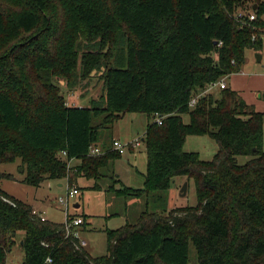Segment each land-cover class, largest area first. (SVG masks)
<instances>
[{"label":"trees","instance_id":"obj_1","mask_svg":"<svg viewBox=\"0 0 264 264\" xmlns=\"http://www.w3.org/2000/svg\"><path fill=\"white\" fill-rule=\"evenodd\" d=\"M249 49H264V0H0V163L20 159L25 184L67 180L79 191L80 179L100 181L125 155L109 151L112 139L92 156L100 132L144 114L153 122L143 188L117 195L154 198L182 178L198 200L108 230L107 254L94 258L63 224L0 189V264L18 234L22 264H264V113L229 87L189 108L208 85L239 74ZM93 73L104 105H68L54 80L74 87ZM190 136L211 138L218 153L204 161L185 152ZM242 156L251 160L240 165Z\"/></svg>","mask_w":264,"mask_h":264},{"label":"rangeland","instance_id":"obj_2","mask_svg":"<svg viewBox=\"0 0 264 264\" xmlns=\"http://www.w3.org/2000/svg\"><path fill=\"white\" fill-rule=\"evenodd\" d=\"M262 57L260 63L257 62V55ZM238 76L227 79V85L238 89H245V80L256 78V87H264V49L256 52L249 49L246 52V63ZM54 84L59 87L62 95L66 98L68 105L90 106L91 102L96 101L103 106L102 97L104 96V83L100 78V73H93L86 80L81 78L76 81V86L68 87L65 80L55 79ZM250 86L245 91L252 92ZM257 90H253L251 98L258 102L256 111L264 113V97L258 98ZM263 89H260V91ZM264 96V90L261 91ZM216 99L219 98V91L213 94ZM184 123L189 124V116L184 115ZM100 121V120H99ZM97 121L95 124H97ZM153 122V118L144 114H126L115 126L113 130H102L100 132L101 147L105 141H112L119 138L120 142L125 144L129 141L141 139L147 129L148 124ZM264 150V141H263ZM184 151L188 153H198L204 161H211L218 153L217 143L207 136H190L184 145ZM251 160L250 157H238V163L245 165ZM77 163L71 164V169L78 166ZM147 170V154L144 144L134 153L127 152L121 160L112 164L103 171L105 177L97 182L79 180V194L71 200L69 213L85 217L87 227L85 239L88 246L86 251L94 258L102 257L107 254V231L116 230L122 226L137 224L141 214L147 209L150 212L164 213L175 208L195 207L198 204L196 190L193 182H188V191L186 196L181 195V189L184 184L182 178L174 180L172 189L165 193H160L154 198L151 197H125L117 195L119 190L124 188L142 189L144 184V175ZM0 189L19 200L40 209L47 220L51 223L62 224L66 220V206L59 202L61 197H66L67 190L70 188L68 182L64 188L56 185V181L50 180L37 188L24 183L25 169L22 168L20 159L11 163H0ZM99 189L95 190V185ZM80 204L76 209L74 205ZM33 211V212H34ZM39 212V210H38ZM40 213V212H39ZM24 234H18L15 237L13 245L6 246L7 260L6 264H22L25 259V253L19 244ZM190 261L196 263V252L193 246H190Z\"/></svg>","mask_w":264,"mask_h":264},{"label":"built area","instance_id":"obj_3","mask_svg":"<svg viewBox=\"0 0 264 264\" xmlns=\"http://www.w3.org/2000/svg\"><path fill=\"white\" fill-rule=\"evenodd\" d=\"M239 17H242V15H240ZM249 19H250V21L253 22L256 20V16L252 13L251 15H249ZM256 39H257L256 35H254L253 41H255ZM227 79H228V77H225L216 83H212V84L208 85L206 87V89L201 94H199L197 97L193 98L189 102V108L194 109L198 105L200 99L203 96L208 95V94H213L216 91H221V90L227 89L228 88V85L226 82ZM155 121L159 125H162V117H159V115L156 116ZM143 144H144V136L141 139H136L134 141H131V142H128L125 144L121 143L120 141H114L113 148L110 149L109 151H116V152H119L120 154H126L130 148L138 149ZM106 152H107L106 150H102L99 147H92L90 149V154L92 156H101V155L106 154ZM64 155H65V153H64ZM72 162L73 161L69 162V169H71ZM78 194H79V191L76 188H69L67 190L66 197H61L59 199V202L62 205L66 206V208H67L66 220L63 223L64 230L66 233V237L74 240L75 246L77 249H82V248L85 249L88 246L87 241L84 238L85 220L82 217L70 218V216H69V214H70L69 213L70 202ZM33 213H34V215H37L39 218H41L42 221H46V218L41 213H39L38 211H34ZM51 262H52V259L49 258L46 263L49 264Z\"/></svg>","mask_w":264,"mask_h":264},{"label":"crops","instance_id":"obj_4","mask_svg":"<svg viewBox=\"0 0 264 264\" xmlns=\"http://www.w3.org/2000/svg\"><path fill=\"white\" fill-rule=\"evenodd\" d=\"M245 65V64H244ZM236 76H238L237 74L236 75H232V76H229L228 77V79L230 78V79H232V81H233V79H234V77H236ZM244 80H245V85H246V88L245 89H247V87L248 86H250V88L252 87V89H251V91L252 92H250V90H249V92H247V91H245V89H237L236 88V86L234 85V87H229V88H231L233 91H236V92H238L241 96H242V98L247 102V104L248 105H250V106H253L256 110H257V108H258V102H254L255 100H253L252 98H251V94H253V90H256V89H259V90H257V92L255 93V95L257 94V96H258V98H260V99H263V93L261 92V91H263L264 90V87H262V88H259V87H256V85H255V79L256 78H251V79H247V77H244L243 78ZM260 89H263V90H261L260 91ZM259 111V110H258ZM146 132V131H145ZM114 141H120V139L119 138H114ZM132 141H134V140H132ZM130 142V141H129ZM99 148H101V147H99ZM102 149V148H101ZM136 150H138V149H133V151H131V153H134ZM119 161V160H118ZM117 161V162H118ZM78 161H73L72 163H77ZM79 163V162H78ZM116 163V162H115ZM79 165V164H78ZM184 182H186L185 181V179H182ZM92 181V180H91ZM57 183H56V185L58 186V187H60V188H64L65 187V183L67 182V180H63V181H56ZM79 184V183H78ZM96 186V185H95ZM143 188V187H142ZM75 205H79L80 206V204H78V203H76ZM74 205V206H75ZM80 208V207H79ZM34 209L36 210V211H38L39 210V212L44 216V214L40 211V209H38L37 207L35 208L34 207ZM77 209V208H76ZM45 217V216H44ZM46 218V217H45ZM46 220H47V218H46ZM85 220V226H84V238H85V231H86V227H87V221H86V219H84ZM63 224V223H62ZM129 224V223H128ZM123 227V226H122ZM89 229H88V227H87V231H88Z\"/></svg>","mask_w":264,"mask_h":264},{"label":"water","instance_id":"obj_5","mask_svg":"<svg viewBox=\"0 0 264 264\" xmlns=\"http://www.w3.org/2000/svg\"><path fill=\"white\" fill-rule=\"evenodd\" d=\"M261 61H262V57L258 54L257 55V62L260 63ZM187 191H188V182H186L184 184V186L182 187V189H181V195L183 197L186 196ZM74 207L78 209L80 206L79 205H75ZM21 245H23V242L21 243Z\"/></svg>","mask_w":264,"mask_h":264}]
</instances>
